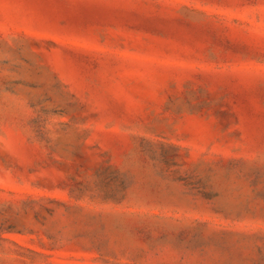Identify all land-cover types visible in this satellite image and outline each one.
Returning <instances> with one entry per match:
<instances>
[{
  "label": "rangeland",
  "instance_id": "1",
  "mask_svg": "<svg viewBox=\"0 0 264 264\" xmlns=\"http://www.w3.org/2000/svg\"><path fill=\"white\" fill-rule=\"evenodd\" d=\"M0 264H264V0H0Z\"/></svg>",
  "mask_w": 264,
  "mask_h": 264
}]
</instances>
